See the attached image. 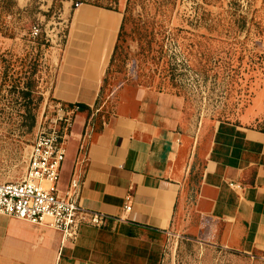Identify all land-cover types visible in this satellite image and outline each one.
I'll return each instance as SVG.
<instances>
[{
  "label": "crops",
  "instance_id": "1",
  "mask_svg": "<svg viewBox=\"0 0 264 264\" xmlns=\"http://www.w3.org/2000/svg\"><path fill=\"white\" fill-rule=\"evenodd\" d=\"M107 13L115 35L120 15ZM71 49L57 100L92 108L110 50L99 61L89 57L90 46ZM79 116L65 142L58 190L73 171L82 175L80 206L107 219L81 226L71 242L0 215V264H158L162 233L229 250L264 249L263 132L219 122L206 137L182 97L144 87L118 92L114 113L89 139L84 118L73 129Z\"/></svg>",
  "mask_w": 264,
  "mask_h": 264
},
{
  "label": "rangeland",
  "instance_id": "2",
  "mask_svg": "<svg viewBox=\"0 0 264 264\" xmlns=\"http://www.w3.org/2000/svg\"><path fill=\"white\" fill-rule=\"evenodd\" d=\"M126 1L112 11L125 20L95 105L78 112L73 129L84 118L93 137L114 113L118 92L144 87L182 97L206 137L219 122L264 132V0H139L125 12ZM79 7L94 9L77 0H0V184L20 181L38 133L60 128L61 64L71 48L87 46L74 29ZM155 242L158 264H264V249L229 250L167 233Z\"/></svg>",
  "mask_w": 264,
  "mask_h": 264
},
{
  "label": "built area",
  "instance_id": "3",
  "mask_svg": "<svg viewBox=\"0 0 264 264\" xmlns=\"http://www.w3.org/2000/svg\"><path fill=\"white\" fill-rule=\"evenodd\" d=\"M78 112L76 105L59 108L60 128L38 133L22 179L0 184V215L52 229L71 242L76 240L81 226H101L107 219L80 206L82 175L78 177L73 171L65 191L61 194L58 190L65 142ZM129 210L124 206V211Z\"/></svg>",
  "mask_w": 264,
  "mask_h": 264
},
{
  "label": "bare ground",
  "instance_id": "4",
  "mask_svg": "<svg viewBox=\"0 0 264 264\" xmlns=\"http://www.w3.org/2000/svg\"><path fill=\"white\" fill-rule=\"evenodd\" d=\"M73 24L78 41L90 46L89 57L99 61L106 59L114 38L112 21L107 15L97 9L79 7Z\"/></svg>",
  "mask_w": 264,
  "mask_h": 264
},
{
  "label": "trees",
  "instance_id": "5",
  "mask_svg": "<svg viewBox=\"0 0 264 264\" xmlns=\"http://www.w3.org/2000/svg\"><path fill=\"white\" fill-rule=\"evenodd\" d=\"M77 1L80 4L89 5V6H92L94 8H97V9L106 10V11H114V9H115L114 6L117 4L118 0H77ZM138 1L139 0H127L125 12H127L129 10V8H131ZM124 20H125V18L122 19L120 22L119 31L122 30ZM75 105L78 108L79 112H83V111L89 109L88 107L81 105V104H75ZM32 126H33V122H32L31 127ZM150 238L152 239V237H150Z\"/></svg>",
  "mask_w": 264,
  "mask_h": 264
}]
</instances>
